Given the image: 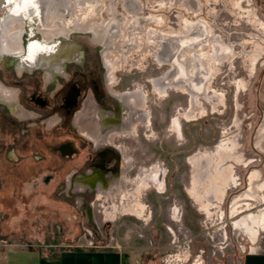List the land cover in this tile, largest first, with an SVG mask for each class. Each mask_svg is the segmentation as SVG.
I'll use <instances>...</instances> for the list:
<instances>
[{"label": "rangeland", "instance_id": "1", "mask_svg": "<svg viewBox=\"0 0 264 264\" xmlns=\"http://www.w3.org/2000/svg\"><path fill=\"white\" fill-rule=\"evenodd\" d=\"M130 1L106 0L113 12L106 11V6H100V11L103 19L115 14L125 25L121 51L114 49L107 57L115 66L113 80H117L119 90H141L145 95L143 107L150 115L145 135L140 131L139 136L128 139L137 148L138 167L150 169L157 179L158 185L146 189L141 197L145 214L129 213L128 205H123L125 201L114 192L97 199L86 211L80 204V193L71 199L64 197L61 179L48 186L43 184L45 169L36 173L26 168L22 177L19 172L7 171V181L1 169L0 264L8 253L11 259L27 264H45L48 260L49 264H86L84 253L46 258L31 252L87 249H119L136 264H195L198 260L202 264H241L246 254L264 250V224L253 235L234 227L251 212L230 214L233 201L239 197L260 198L264 194L260 191L264 184L260 135L264 124V27L254 18L258 15L264 22V0H182L197 4L195 17L205 25L203 39L209 40L211 34L220 42V48L228 50L218 53L211 73L199 61L197 104L203 111L191 120L185 116L189 112V93L171 86L160 94L150 81L173 71L170 64L159 63L152 49H157L168 35L183 33L191 41L193 32L186 33L185 21H195L194 15L178 6L176 0H136L138 11L131 14ZM2 12L4 17L6 12L0 11V16ZM103 19L96 17L92 23H103ZM115 31L110 29L112 34ZM135 35L142 42L154 41L148 45L150 49L135 50L131 44ZM72 40L89 45L90 36L75 33ZM209 51L210 46L205 45L199 52ZM15 120L8 115V128L15 127ZM8 136L9 147L15 146V133ZM233 140L238 141L236 150L243 160L235 164L223 197L206 198L212 207L205 211L188 192L192 185L188 159L199 151H215L221 143L229 146ZM143 151L150 157L145 164L140 161ZM8 153L11 159L20 156L17 149H9ZM26 156L30 164L33 155L30 152ZM208 164L205 160L200 168L205 171ZM255 172L258 177L251 181ZM206 178L207 174L198 176L200 188L207 184ZM148 183L143 179V185ZM96 197L97 193L93 194L92 200ZM256 207L252 214L264 211V200L257 201ZM93 254L95 261L100 259L101 254Z\"/></svg>", "mask_w": 264, "mask_h": 264}, {"label": "flooded vegetation", "instance_id": "2", "mask_svg": "<svg viewBox=\"0 0 264 264\" xmlns=\"http://www.w3.org/2000/svg\"><path fill=\"white\" fill-rule=\"evenodd\" d=\"M3 14L0 21L7 16ZM37 25L38 20L31 23L29 18L25 19L21 56L28 55L30 43L44 41ZM75 33L89 34V45L72 40ZM50 43L51 53L75 45V56L69 57L70 60L41 64L42 67L34 63L25 67L20 56L4 54L0 59V83L15 91L17 104L25 113L22 117L13 113L0 99V108H3L0 109V170L7 181V171L19 172L18 176L22 177L26 168L36 173L45 169L43 184L48 186L61 179L64 197L71 199L73 194L80 193V204L87 211L99 199L92 200L93 194L98 193V186H112L113 190L119 181L135 179L142 168L137 165V148L128 139L139 136L140 131L149 130V127L138 123L131 135H121L120 131L131 120L127 94L132 91L119 90L117 80H113V70L109 71L103 58L105 47L95 42L90 33L69 29L67 35H58ZM86 110L90 116L85 128H92L90 123L96 122L92 128L95 136L82 133L76 124L77 115ZM8 115L16 119L11 129L8 128ZM13 133L15 146L9 147L8 135ZM9 149L19 150L20 156L11 159ZM30 152L33 161L29 164L26 155ZM142 155L144 158L140 161L145 164L150 157H146L145 151ZM79 184L86 188L76 190Z\"/></svg>", "mask_w": 264, "mask_h": 264}, {"label": "bare ground", "instance_id": "3", "mask_svg": "<svg viewBox=\"0 0 264 264\" xmlns=\"http://www.w3.org/2000/svg\"><path fill=\"white\" fill-rule=\"evenodd\" d=\"M105 1L106 0H3V3H0V10L2 8L4 11H7V16L0 21V30L2 32L0 37V59L4 54L17 57L20 56L22 64H24L25 67L26 65L30 67L32 63L38 66L41 64L60 62L65 58L68 59L69 57L73 58L76 53L75 45L61 47L60 49L58 48L59 50L56 49L57 51H52V53L48 50V47H51L52 45L50 41H52L54 37L61 34L67 35L69 29H72L75 31L90 33L95 42L105 47L104 52H102L103 58L105 59L104 61L106 62L109 71L112 72L115 66L112 62L107 60V57L114 49H118V52L121 51L119 45L120 42L124 41L123 36L125 33V25L117 19L115 14H112V17L108 20L103 19L100 6H106ZM136 3L139 4L136 0H131L129 3V12L131 14L138 11L136 9ZM176 4L187 9L194 15V19H196L195 21L188 19L185 21L186 33L189 34L193 32V37L190 41L185 38L187 35L183 33L168 35L166 36V40L160 42V46L157 49H152L155 53V57L159 60V63L170 64L172 68L171 70L174 72H168L161 77L154 78L150 82L160 94L165 93L171 86L178 87L179 89L185 90L189 93L191 98L188 106L189 112L185 113V116L187 119L191 120L194 119L199 112L203 111V108H199V105L197 104L199 82H196L201 79V76L197 74L199 73V61L204 63L209 73H211L217 61L216 58L219 55L218 53H228V50L220 48V42H218L214 36H211V34L209 36V40H207V38L206 40L203 39L205 36V31L203 30L205 25L203 26V24H201L199 17H195L198 13V6L195 1L192 3L188 1L183 2L182 0H176ZM105 10L113 12V9L108 6L105 7ZM67 15H69L70 18H66ZM96 17H101L103 19V23H92V21L96 20ZM27 18H29L31 23L38 20L37 29L43 34L44 41H35L30 43L28 47V55L21 56V52L23 50L22 34L25 31V19ZM254 18L261 27H264V22L258 18V15H255ZM68 22H71V24ZM69 24L72 28L69 27ZM112 28L117 30L114 34L110 33V29ZM131 41L134 49H138L140 51L149 50L150 48L148 45L154 42H150L147 39L142 42L136 35L132 37ZM114 43H117V45H114ZM205 45L210 46V51L200 53L199 51H201L202 47ZM188 53H190V55H186ZM210 78L211 77H208L206 79V84H208ZM111 79L112 78L110 76L109 80ZM127 96L128 99H130L131 108L129 107V114L131 120L127 127L120 131L121 135H131L138 123H144L148 127L150 125L149 112L147 111V108L143 107L145 101L144 93L141 90H136L128 93ZM0 99L9 105V108L13 111V113L20 114L21 117L25 116V113H23L24 110L17 104L15 91L5 88L1 83ZM88 110L77 115L75 119L76 124L80 126L82 133L95 136L92 128L97 125L96 122L93 121V123H90L92 128H85L86 125H89L87 122L85 123L90 116ZM260 135L263 139L261 146L264 148V124L261 126ZM230 142L231 144H229V146H227L228 144L226 145V143H221L215 151H199L188 159L192 169V185L188 192L192 200L205 211H209L212 207L211 204L206 203V198H211L213 195H216L215 197L218 200L223 197L225 192L224 188L227 185L226 183L231 181L235 164L243 160V155L236 150L238 141L233 140ZM205 160L209 161V164L206 166L204 171V168H200V166ZM229 162L232 164L225 167L224 165ZM201 169L202 171H200ZM203 174H207V184L205 183L202 185V188H200L198 184V176ZM258 174V172H255L251 181L256 180ZM143 179L149 180V185H143ZM156 184L157 179H155L150 169H140L134 180H121L115 184V188L113 190L112 186L109 188L107 186H98L97 197L101 198L109 196L111 192L117 193L121 200L125 201L122 202V204L128 205L129 213L144 216L146 206L143 205L141 197L146 189L151 188V186ZM217 187H220V190H218ZM85 188L84 184H79L77 185L76 190H84ZM260 191L264 192V184ZM260 199L264 200V194H262L260 198L242 196L233 201L230 214L238 216L246 212H251L250 214L245 215L238 222H235L234 227L236 229H246L250 234H257L259 228L262 224H264V211H261L260 214L256 215L252 214V211L255 209L256 203ZM247 200L250 202H243ZM214 201L215 200H213V202ZM195 264H202V262L198 260Z\"/></svg>", "mask_w": 264, "mask_h": 264}, {"label": "crops", "instance_id": "4", "mask_svg": "<svg viewBox=\"0 0 264 264\" xmlns=\"http://www.w3.org/2000/svg\"><path fill=\"white\" fill-rule=\"evenodd\" d=\"M19 252V251H17ZM15 252V253H17ZM21 252H25V250H21ZM31 253H39L41 257L50 258L52 255H59L58 257H61L63 253H84L88 260H86V264H136V261L132 258L127 256L123 251L121 250H68V251H53V252H40V251H33ZM95 253L96 255L101 254L100 259L96 260L94 257H92ZM11 253H8L5 256V259H3V264H27L26 262L18 261V259H11L10 257ZM104 255V256H102ZM114 256H117V259L113 258ZM60 259V258H59ZM50 260L46 261L45 264H49ZM241 264H264V250L261 252H251L246 254Z\"/></svg>", "mask_w": 264, "mask_h": 264}]
</instances>
